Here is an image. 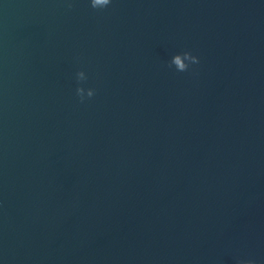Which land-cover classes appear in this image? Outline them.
<instances>
[{
  "label": "water",
  "instance_id": "1",
  "mask_svg": "<svg viewBox=\"0 0 264 264\" xmlns=\"http://www.w3.org/2000/svg\"><path fill=\"white\" fill-rule=\"evenodd\" d=\"M249 261L264 0H0V264Z\"/></svg>",
  "mask_w": 264,
  "mask_h": 264
},
{
  "label": "clouds",
  "instance_id": "2",
  "mask_svg": "<svg viewBox=\"0 0 264 264\" xmlns=\"http://www.w3.org/2000/svg\"><path fill=\"white\" fill-rule=\"evenodd\" d=\"M111 3V0H91V7L93 8H103ZM188 61V63H186ZM199 63V59L196 56H193L189 52H183L182 54H176L173 56L171 60V65H175V68L179 72H184L188 70L190 64ZM170 65V66H171ZM77 80L83 81L86 80L85 73L83 71H79L77 73ZM76 94L80 97L81 102L85 99V89L83 87L76 88ZM95 94V90L92 88L87 89L86 95L88 98L93 97ZM244 264V262H242ZM247 264H251V262H247Z\"/></svg>",
  "mask_w": 264,
  "mask_h": 264
}]
</instances>
